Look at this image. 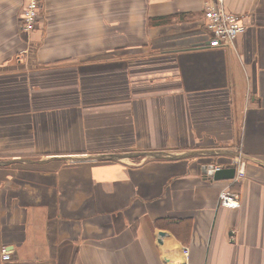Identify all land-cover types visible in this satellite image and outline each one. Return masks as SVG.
<instances>
[{
  "label": "crops",
  "instance_id": "0c3cea01",
  "mask_svg": "<svg viewBox=\"0 0 264 264\" xmlns=\"http://www.w3.org/2000/svg\"><path fill=\"white\" fill-rule=\"evenodd\" d=\"M203 2L136 0L133 38L127 0H41L30 33L0 6V264H264V167L245 159L239 183L201 173L238 150L264 162V0H225L245 25L232 48L206 45ZM128 51L141 88L116 101V82L95 77L126 70ZM35 87L64 95L31 99ZM132 101L130 132L88 126ZM120 137L177 158H102L143 152ZM223 189L237 208L218 205Z\"/></svg>",
  "mask_w": 264,
  "mask_h": 264
},
{
  "label": "rangeland",
  "instance_id": "374dc122",
  "mask_svg": "<svg viewBox=\"0 0 264 264\" xmlns=\"http://www.w3.org/2000/svg\"><path fill=\"white\" fill-rule=\"evenodd\" d=\"M22 2L21 0H0V6L2 7H7L6 9H9V11H11L10 14V18L12 20H14V22L17 24V20L19 18L21 9L20 7H22V5H20ZM127 12L128 15L126 16L127 21H128V27H127V35L128 38H133L134 35L141 33L142 32V28L144 25V11L141 5H138L136 3V0H127ZM15 43H9L7 45H5V48L9 49V51H15L16 48L14 46ZM20 44V43H19ZM84 46H86V42L84 43ZM18 47V46H17ZM20 48L23 49L24 45H20ZM2 49V48H0ZM134 51H128V54L126 55L127 58V69L125 70V68L122 69L121 73L118 74H114L113 72H108L106 71L105 67H102L101 69H98L99 71H101L100 73H97L95 78H101L102 80L108 82H116L117 87L119 89H121V92L119 93V95L114 96L113 94L111 95V97H116V101L117 99H125V98H129L130 95L133 93V90H137L140 89L141 86L136 87V83H137V79L140 78L141 73H143V70L133 66L134 63L136 62H140L139 61V57L132 56L134 53H132ZM15 62V58L12 60V63L14 64ZM148 72H151L148 69ZM70 82V81H68ZM124 83L130 86L129 90L128 89H124ZM146 86L151 87V84H147ZM60 87H55V88H50L52 90L50 91H46L43 89H36L33 88L31 91V99L35 98V99H41L44 98V96L42 95H48L50 98L49 99H55V98H59V96H63L64 94L61 92V89H63L64 87L60 88ZM71 90V89H69ZM54 91V92H53ZM53 92V93H52ZM69 92V91H67ZM99 93H102L101 91H99ZM107 96V93H105V98ZM75 98V93L74 96ZM100 97V95H99ZM118 97V98H117ZM101 98V97H100ZM68 99H72V96H70ZM68 102H70V100H68ZM114 104V103H113ZM65 106H69L70 104H64ZM135 102L132 101L131 103H128L127 108H126V115L122 116L121 114L118 115L117 112V106L116 104L112 105L111 107V122L110 123H104L105 127H94V125H103L102 122V118L99 116L96 121L94 122H89L88 126L90 128H93V133L95 135H99L100 133H105L107 132H130V129L133 128V124L130 122V120L132 119V116L130 115L131 112H134L135 108ZM99 110H102L101 108H99ZM237 111H239V108L236 107V111H235V122L236 124H239L240 120H241V111L242 108L240 110L239 115H237ZM87 112V110H86ZM86 119V118H85ZM118 119H120V121H118ZM68 125H77V123L75 122V120L72 121H68L67 122ZM64 125L61 124L59 127V132H62ZM110 130H108L109 128ZM240 133V132H239ZM90 135V133H89ZM73 141H75L73 139ZM242 142L244 140H241ZM137 144V145H136ZM226 145V144H225ZM117 147L122 148L124 151L128 150V151H134L136 149L137 146V150L139 151H149L150 146L142 143L141 145V141H139L138 139L133 140V139H129L126 138L124 139V137H120L117 139ZM241 143L239 144V148L241 147ZM87 148H91L90 146V142H89V146ZM57 150V149H54ZM239 151V150H238ZM240 152V151H239ZM242 152V151H241ZM49 154V153H48ZM37 157H39L41 154H36ZM135 158V159H134ZM134 160H127L128 162H132V163H136L138 161H140V157H134ZM142 159V158H141Z\"/></svg>",
  "mask_w": 264,
  "mask_h": 264
},
{
  "label": "built area",
  "instance_id": "2783aa9c",
  "mask_svg": "<svg viewBox=\"0 0 264 264\" xmlns=\"http://www.w3.org/2000/svg\"><path fill=\"white\" fill-rule=\"evenodd\" d=\"M41 0H24L21 19L22 31L30 33L34 30L39 14ZM202 18L204 29L209 36V47L234 46V39L243 34L245 25L242 18L226 8L225 0H204ZM235 175L231 182L239 183L244 177L245 162L240 158L234 159ZM218 205L226 208H237L239 201L236 194L223 189L218 194ZM184 257L188 255L187 248H182Z\"/></svg>",
  "mask_w": 264,
  "mask_h": 264
},
{
  "label": "water",
  "instance_id": "95a60500",
  "mask_svg": "<svg viewBox=\"0 0 264 264\" xmlns=\"http://www.w3.org/2000/svg\"><path fill=\"white\" fill-rule=\"evenodd\" d=\"M209 44V41L207 40L206 45ZM199 153V152H196ZM211 154H222V152H217L215 153V151L211 150L210 152ZM208 154V153H207ZM232 156L234 157H240L242 159H246V160H250L254 163L260 164L261 166L264 167V162L252 158L250 156L244 155L240 152H235V153H231ZM103 157H109V158H134V157H145V158H165V159H176L177 156L176 155H168V154H158L157 152H140V153H136V154H121V155H106V156H102ZM201 173L203 175V178H208V179H212L215 181H225V180H231L234 177L235 174V168L229 167V168H225V167H221L220 169H215V165L214 164H204L201 166ZM163 235L162 232L158 233V238L157 240L160 241V237Z\"/></svg>",
  "mask_w": 264,
  "mask_h": 264
},
{
  "label": "trees",
  "instance_id": "16d2710c",
  "mask_svg": "<svg viewBox=\"0 0 264 264\" xmlns=\"http://www.w3.org/2000/svg\"><path fill=\"white\" fill-rule=\"evenodd\" d=\"M23 4H24V0H22V6H23ZM168 18L169 17H166V18H164V17L163 18H155L154 20L149 19V24L150 25L163 24V23L168 21ZM18 23H20V27H21L22 26L21 12H20V15H19V18H18Z\"/></svg>",
  "mask_w": 264,
  "mask_h": 264
}]
</instances>
